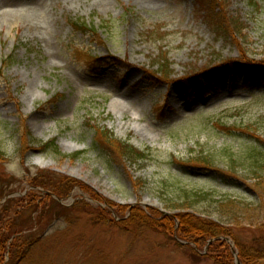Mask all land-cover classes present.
I'll list each match as a JSON object with an SVG mask.
<instances>
[{"label":"rangeland","instance_id":"rangeland-1","mask_svg":"<svg viewBox=\"0 0 264 264\" xmlns=\"http://www.w3.org/2000/svg\"><path fill=\"white\" fill-rule=\"evenodd\" d=\"M220 1L246 25L235 43L215 36L194 0H0V187L26 206L42 197L4 221L24 229L8 245L34 243L20 264H216L208 246L170 238L139 211L163 224L189 212L216 219L214 201L251 203L264 175V144L251 139L264 141V70L242 61L264 57V0ZM40 14L44 30L25 20ZM165 57L172 76L154 82ZM100 130L145 156L96 150ZM240 149L263 156L234 164L230 184L179 166L210 154L224 169ZM236 222V239L221 237L232 253L259 234Z\"/></svg>","mask_w":264,"mask_h":264},{"label":"trees","instance_id":"trees-1","mask_svg":"<svg viewBox=\"0 0 264 264\" xmlns=\"http://www.w3.org/2000/svg\"><path fill=\"white\" fill-rule=\"evenodd\" d=\"M199 13H201L203 20L210 27L217 38H222L226 42L232 43L242 37H246L244 31L246 30V25L243 23L241 18H237L228 12H221L220 7L222 2L220 0H194ZM224 11V10H222ZM70 25L75 29L88 35H97V32L91 28V26L83 21H70ZM247 65L260 66L264 70V57L261 61H254L249 58L246 54H242ZM158 69L152 72V81L161 82L168 81L172 76V71L170 70L171 64L167 57L160 59L157 63ZM209 70V69H208ZM199 76V75H198ZM263 77V75H262ZM240 114L239 111H235L231 114H225L220 117L219 121L224 117L233 116ZM231 132V130H229ZM245 134H251L248 130ZM251 139H255L257 143L264 144V141L256 133L251 134ZM96 142L99 144L96 150L113 148L116 152V158L122 159L124 161H134V158L144 157V153L134 150L132 146L128 143L121 141L116 135L109 131L100 130L98 132V139ZM100 146V148H99ZM83 155L84 152L78 153V155ZM254 154V150L250 149H240L235 158H233L227 168L220 167V158L215 155H203L197 157L190 162L180 163V167L191 173L194 170L200 171L202 173H215L220 180L225 184H230L232 181L240 180L238 169L234 166L238 165L242 161L252 160L260 158L263 155L261 153ZM259 158L256 162H259ZM5 160L4 153L0 150V162ZM115 162V157H114ZM239 177V178H238ZM255 193V198L251 203H246L238 199H222L220 201H214L215 210L219 214L218 217H202L198 216L192 212L183 213L182 215H177L178 218H171L166 223H160L156 217H150L139 211L140 220L143 222L147 221L149 224L162 225L167 236L170 238H179L181 241H186L194 243L198 248H204L208 246L206 252V257L213 260L216 264H231L233 258V253L228 247L225 241H214L209 245V241L219 238V237H230L236 239L234 235V228L229 223H238L240 218H246L248 224L255 226L258 230V236L253 238L251 244H243L236 240L238 258L241 264H264V175L259 174V178L254 180L250 186ZM0 264H8L6 261V255L10 253V263L20 264L23 262L29 252L32 249L34 243L26 242L28 239L22 236L13 239V242L8 245L9 240L12 236L24 232L23 228H17L14 220L10 222H4L5 219L10 216L15 207L29 208L38 210V205L36 201L41 199V194L39 192H33L29 195V205H25L24 201H18L15 199H9L2 205L4 199L12 194L11 190L5 187H0ZM202 198V197H201ZM36 209V210H35ZM41 209V208H40ZM49 210V209H48ZM18 212H15V216ZM50 213L45 212L43 219L47 218ZM263 216V218H261ZM232 218L229 223L226 222L225 218ZM17 218V217H16ZM229 218V219H230ZM132 219V218H131ZM176 220L179 222V229L174 230ZM102 221L107 222L105 219ZM230 221V220H229ZM241 226V223L237 227ZM175 236V237H174ZM205 257V258H206Z\"/></svg>","mask_w":264,"mask_h":264},{"label":"bare ground","instance_id":"bare-ground-1","mask_svg":"<svg viewBox=\"0 0 264 264\" xmlns=\"http://www.w3.org/2000/svg\"><path fill=\"white\" fill-rule=\"evenodd\" d=\"M68 1V0H67ZM73 1V0H72ZM4 12V11H3ZM3 14H5V12L3 13ZM0 17H1V15H0ZM47 18V16H45V15H42V14H40V15H37L36 17H33L32 15H30L28 18H26L25 20H27V23H29L30 25H34L37 29H39V30H44L46 27H45V25H36L34 22H35V20H37V19H43V20H45ZM34 21V22H33ZM70 148L73 150V149H75L76 147L75 146H73V144L72 145H70Z\"/></svg>","mask_w":264,"mask_h":264},{"label":"water","instance_id":"water-1","mask_svg":"<svg viewBox=\"0 0 264 264\" xmlns=\"http://www.w3.org/2000/svg\"><path fill=\"white\" fill-rule=\"evenodd\" d=\"M12 196H14V195H12ZM9 198H10V197H9ZM6 200H7V199H6ZM224 239H225V238H224ZM226 241H229V239H226ZM236 263H237V264H240V262H239L238 260L236 261Z\"/></svg>","mask_w":264,"mask_h":264}]
</instances>
